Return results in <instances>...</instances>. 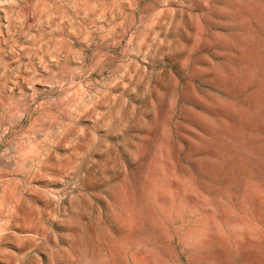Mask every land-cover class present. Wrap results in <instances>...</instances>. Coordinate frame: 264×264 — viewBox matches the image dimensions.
I'll use <instances>...</instances> for the list:
<instances>
[{"label":"rangeland","instance_id":"374dc122","mask_svg":"<svg viewBox=\"0 0 264 264\" xmlns=\"http://www.w3.org/2000/svg\"><path fill=\"white\" fill-rule=\"evenodd\" d=\"M0 264H264V0H0Z\"/></svg>","mask_w":264,"mask_h":264},{"label":"bare ground","instance_id":"6f19581e","mask_svg":"<svg viewBox=\"0 0 264 264\" xmlns=\"http://www.w3.org/2000/svg\"><path fill=\"white\" fill-rule=\"evenodd\" d=\"M30 1H31V0H30ZM73 15H74V14H73ZM43 16H44V15H43ZM28 20H29V22L31 21L30 19H28ZM34 22H35V21H34ZM124 31H126L125 28H124ZM62 35H63V34H62ZM83 35H84V33H83ZM20 47H21V46H20ZM12 104H13V103H12ZM3 110H4V109H3ZM7 115H8V113H7ZM7 115H6V116H7ZM12 117H13V115H12ZM4 120H5V118H4ZM5 124H6V123H5ZM12 125H13V124H12ZM12 125H11V126H12ZM13 126H14V125H13ZM9 128H10V127H9ZM13 130H14V129H13ZM11 131H12V130H11ZM7 133H8V132H7ZM12 133H14V131H13ZM4 135H5V134H4ZM9 136H10V134H9ZM1 138H2V137H1ZM4 143H5V142H4ZM14 143L16 144V142H14ZM1 144H2V143H1ZM7 144H8V142H7ZM5 145H6V144H5ZM1 148H2V147H1ZM2 150H3V149H2ZM2 150H1V151H2Z\"/></svg>","mask_w":264,"mask_h":264}]
</instances>
